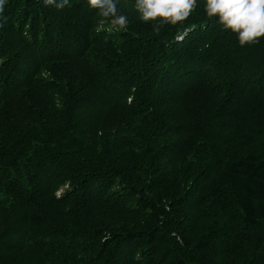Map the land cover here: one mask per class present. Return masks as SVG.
<instances>
[{
    "label": "trees",
    "instance_id": "1",
    "mask_svg": "<svg viewBox=\"0 0 264 264\" xmlns=\"http://www.w3.org/2000/svg\"><path fill=\"white\" fill-rule=\"evenodd\" d=\"M116 3L6 0L0 264H264V38Z\"/></svg>",
    "mask_w": 264,
    "mask_h": 264
},
{
    "label": "clouds",
    "instance_id": "2",
    "mask_svg": "<svg viewBox=\"0 0 264 264\" xmlns=\"http://www.w3.org/2000/svg\"><path fill=\"white\" fill-rule=\"evenodd\" d=\"M89 6L98 10L100 16L111 18V25L118 30L126 29L127 16L120 14L116 0H87ZM6 0H0V14ZM44 4L63 9L69 0H44ZM140 19L154 25L160 32L166 24L176 25L186 21L197 7V0H136ZM205 12L209 18H216L225 31L236 34L239 44L253 45L264 38V0H205ZM0 19H5L0 16ZM3 24L0 23V28ZM111 30V29H110Z\"/></svg>",
    "mask_w": 264,
    "mask_h": 264
}]
</instances>
